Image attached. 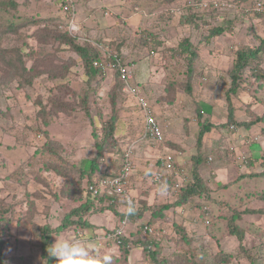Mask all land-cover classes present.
Here are the masks:
<instances>
[{"label": "rangeland", "instance_id": "1", "mask_svg": "<svg viewBox=\"0 0 264 264\" xmlns=\"http://www.w3.org/2000/svg\"><path fill=\"white\" fill-rule=\"evenodd\" d=\"M16 1L20 6L11 10L10 14L0 10L2 22L0 30L5 32L2 33L3 35L0 34V217L8 210L13 214L8 228L4 227L1 234L8 241V246L5 248L7 256L13 259L17 257V261L21 259L22 261L18 262L20 264H46L47 260L41 257L39 249L38 227L46 223L53 227L60 225L66 210L78 205L79 202L58 200L56 194L64 178L59 177V172L42 170V168L49 164H57L71 168L68 172L72 173L74 172L72 166L76 163L77 166L89 165V160L95 153L93 133L95 130L99 131L102 121L108 120L115 112L118 121L117 136L121 139L122 146L111 153V156L114 159L121 157L123 149L129 143L128 139L130 136L137 138L143 120L145 121L138 98L128 89L124 91L125 85L118 83L114 71H110L107 77L100 80L99 77L94 79L88 77L84 60L77 54L69 37L62 33L67 27L61 28L60 24L69 20V10L64 6L72 4L70 7L75 11L74 24H71V28L72 34L78 36L76 43L93 45L99 40L112 42L124 59L132 64L135 79L133 84L140 90L142 96L151 100L150 103L159 112L160 116H157L161 121H158L162 125L166 120L170 121V130L165 131V127L162 126L165 136L162 143L145 139L137 150L155 162L163 151L170 148L183 157L187 146L191 147V143L195 145L197 131L194 130L199 129L196 109L202 101L214 104V109L207 104L204 106L209 113V116L205 115V117L216 125L227 122L229 115L227 91L232 84L231 71L237 56L236 50L241 46L256 48L261 44V38H264V18L259 14H251V11H245L257 0H225L228 4H225L224 0L197 2L176 0L172 3V8L169 7L170 10L167 3L160 0H144V2L121 0L126 3L128 12L122 13L119 16L121 21L113 24L108 22L110 18L106 16L107 22L111 25L103 27L107 35L101 37L87 29L95 22L100 25L98 21L101 20L98 13L95 16H86L87 11L83 4L88 0H68L65 4L62 0ZM191 1L196 5L193 11L187 7L190 6ZM215 1L222 2L221 6H215ZM141 6L142 15L137 9ZM107 8L109 7L105 6L104 11H107ZM131 13L137 21L134 18L135 22L129 21ZM141 16L143 17L140 18ZM88 17L87 21L90 20V24L82 26L84 23L81 22ZM10 23L18 24L16 31H12L15 30V26L10 27ZM213 26H221L225 31L211 37L207 42L203 38L214 28ZM148 29L158 32L155 45H150L143 39V32H149ZM186 38H190L198 45V58L194 60L193 73L188 64L192 52H184L179 48V44ZM262 55L264 59V54ZM20 57L26 62V66L22 65ZM151 58L153 59L150 67L145 68L144 71L138 70L143 64L142 60ZM250 62L254 64V60ZM262 62L261 67L264 69V61ZM28 68L30 71H27ZM250 74L246 70L241 88L231 96L238 120L252 119L247 112L248 107L256 114H264V82L259 80L261 84L258 83L255 81L256 77ZM190 75L192 81L189 80ZM137 80H141L146 92L140 89L142 85ZM244 80L247 82L244 83ZM188 83L192 86L190 92ZM113 95H115L114 99ZM84 99L87 102L90 118L87 115L89 113L85 114L84 111L52 113L61 103L84 101ZM45 116L53 122L47 125L51 137H59L68 148L69 153L65 151L62 153L64 159H59L56 154L48 153L43 149L38 151L45 142L43 136L38 135V128L44 126ZM193 118L195 121L192 120ZM183 122L187 125L190 122L196 124L193 128L187 126L186 136L176 141L174 134L182 129ZM262 126L264 123L255 125L250 136L260 137ZM228 131L230 132L229 128L224 130L214 127L208 135L213 137L219 136L220 133L226 135ZM228 137L223 139L224 144L239 150V156L235 158L232 154H226L222 166L218 169V177L220 172L223 175L224 170L228 178L216 181V174L210 168L207 170L216 192L214 196H217L220 206L215 207L212 203H209L210 206L207 205L208 218L211 220L208 223L206 219H202L201 211L194 205L199 201V197H195L194 204L188 203L170 209L167 212L169 219L164 223L167 233L165 232L161 245L165 256L174 258L178 252L188 251L190 254L191 251L197 256L200 264H252V262L264 264V213L243 214L240 224L245 228L247 235L242 242L229 233L227 217L224 216L230 214L228 204L240 206L241 209L264 208V200L256 195L264 191V177L251 175L256 171L264 170L261 163L264 138L252 142L248 154L246 145H239L240 140H237V137L227 141ZM213 154L216 159L208 166L218 167L220 159L217 149H213ZM242 155L245 157L250 155L253 165L244 166L245 157ZM236 160L239 161L236 164L240 167L238 173L232 164L237 162ZM183 166L185 165H181ZM243 167H245L244 171H242ZM113 169L115 170L114 167L109 170ZM13 176L19 181L25 180L27 185L17 181L15 183L11 179ZM234 178H239V182L228 187ZM249 192L250 196L247 195ZM176 197H167L166 200H175ZM243 199L244 202L241 201ZM31 202H35L36 208ZM213 215L217 217L213 218ZM101 219L102 216L99 214L93 216L94 222L102 221ZM175 222L186 226L189 233H197L199 238H192V244L179 243ZM132 229L133 225H130L129 231ZM71 231L72 229L67 233L53 234L52 241L72 240ZM87 233L90 234L89 231ZM91 235H95L94 232ZM82 242L91 249L99 246L98 240L89 242L82 240ZM106 246L110 247L96 249L97 257L107 252L119 251L118 245L114 243ZM226 254L231 255L229 261L221 260ZM139 256L140 250L135 249L134 260L137 261ZM113 264L121 263L113 262Z\"/></svg>", "mask_w": 264, "mask_h": 264}, {"label": "trees", "instance_id": "2", "mask_svg": "<svg viewBox=\"0 0 264 264\" xmlns=\"http://www.w3.org/2000/svg\"><path fill=\"white\" fill-rule=\"evenodd\" d=\"M160 1L163 3H167L169 8L176 0ZM197 1L201 0H196V2ZM17 2L18 1L16 0H0V10H4L6 14H10L11 10H14L15 8H17V6H20ZM62 2L63 4H65L68 2V0H62ZM141 2H144V0H141ZM187 7L189 10L192 9L193 11L194 7ZM171 8H169V10ZM68 18L69 20H67L64 24H60L61 28L67 27L65 30H62V33L69 37V40L71 41V43H73L77 54H79V56L84 60L85 72L88 77L90 79L99 77L100 80L107 77L110 71H114V74L117 75L116 79L118 83L124 85V82L120 77L119 67H117V69H113L112 67H110L109 69L105 70L103 65H95L94 62L99 59L103 62H106L108 60V57L104 55V52L106 50V47L110 46L112 49L118 52L119 56L121 57L122 64L131 63L127 62L124 59L120 51L112 44V42L110 43L99 40L97 41V44L93 42L95 45L93 43V45L77 44L76 39L78 38V36L76 34H72V29L70 28V21L72 19H75L74 10H69ZM0 23L2 24L1 21ZM17 25V23L9 24L10 27L15 26V30L12 31H16V27H18ZM213 27L214 28L210 30L209 34L203 38L207 42L211 37L218 36L225 31V29L221 26ZM148 30L149 32H143L144 38H142L146 43L155 45L156 38H158L156 33L158 32H153L150 29ZM2 33L3 32L0 30L1 35L5 34V32L3 34ZM88 41L92 42L91 40ZM179 46V48H181L184 52H192V58L190 59L188 64L190 71L193 73V71H195L194 60L196 61V59L198 58V45L194 44V42L190 38H186L184 42L179 44ZM236 51L237 56L234 61L233 69L231 71L232 84L227 91V102L229 104V115L227 122L223 123L222 125H216L214 122L210 121L208 117H205V115L209 113H207L204 106H206V104L209 106L212 105H210L206 101L201 102L200 106L196 109L197 122L199 124V130L197 133L195 144L197 152L191 156L189 170L187 169L188 179L182 183L178 192H176L177 197L175 200H168L166 202L155 203L152 205H147V203L144 202L143 205H140L134 198L136 202L135 211L131 215H128L131 219V224L133 225V229L131 230L133 232H131V235L129 237H124L123 244L119 246L118 252L105 254L112 256V264L113 262H119L121 264H200L196 258L197 256L193 255V252L191 251L190 254L188 253V251L178 252L175 254L174 258L165 256L163 254V248H161V245H163L162 239L165 238V234L167 233V227L164 225V223L169 219L167 212L170 209L182 207L187 205L188 203L194 204L195 197H199V201H195L197 203H195L194 205L197 206V208L201 211L200 215L202 219L208 218L207 214H209V210L207 205L210 206L209 203H212L215 207L220 206V201L217 199V196H214L215 191L211 176L203 175L202 173L203 165H206L209 161H211L208 160V153L205 143L206 136L210 133V131L214 127L222 128L224 130L229 128L232 131H235L238 128L251 129L255 125L264 123V114H256L253 112V110H250L249 107L247 109V112L252 116V119L250 120V118H246L243 120H238L236 116V109L231 98L232 94L238 92L241 88V85L243 84V75L246 70L251 73L250 75L252 77H256L255 81H257L258 83H260L259 80H261V82H264V69L261 67L263 63L262 60L264 61V59H262V54H264V38H261V44L256 48L241 46ZM251 59L254 60L253 65L250 64V61H252ZM19 60L21 61L23 66H26V62H24L22 57H20ZM27 71H30L29 68ZM189 80L192 81V75H190ZM245 82L247 81L244 80V83ZM191 87V84L188 83L189 92L191 91ZM112 98L114 99L115 95H113ZM73 102L69 101V103H61L58 107H55L53 109L52 113H64L70 110L84 111L85 114L89 113L87 115L90 118V112L87 106L86 99H84V101ZM112 114L113 115L108 120L102 121L101 129L99 131L95 130L93 133L95 153L89 160V165L87 164V166H77L78 164L76 163L72 166L74 171L72 173L68 172L71 168H64L63 166H59L57 164H49L47 167L41 166L43 167L42 170H52L56 171L57 173L59 172V177H61V179L64 178V181L62 182L63 184L60 186L59 192L56 194V198H58V200L67 199L72 202H79L78 205H74L70 207V209L66 210L65 216L62 219L60 225L53 227L49 223H46L45 225H41L40 227H38L39 249L41 252V257L46 260L48 258L47 247H50L53 243V234H60L62 232L67 233L72 229V235H75L74 238L72 237V240H87L89 238L87 234L88 229L95 228L94 223L91 222V216L93 214L103 213L106 210H113L114 212L118 213L120 219L125 215L124 212L119 211L118 208L123 204L121 198L117 197L115 199V197L109 193H95L90 188V185H95L102 178L115 175L120 170L122 165V157L124 151L121 154V157H118L116 159L111 156V153L116 152V150L119 149L120 145L122 146V144H120L121 139L117 136V113L115 112ZM101 115L102 114L100 113L99 116ZM43 124L44 126H41L40 129L38 128V135L43 136L45 142L42 143V146L38 148V151L39 149H43L48 153L56 154L59 159H64L62 157V153H64L63 151L69 153L67 146L62 139H59V137H51L52 134L47 128L50 124H53V122H51V120L46 117ZM261 133L264 135V126H262ZM225 149L235 157L233 148L230 149L228 146H226ZM262 158L263 159L261 163L264 166V154L262 155ZM250 165H253V161H250ZM113 167L115 168V170L113 169L114 171L111 172L109 169ZM75 173H77V175ZM251 175L264 177V170L256 171ZM11 179L15 181V183L17 181L18 183L27 185V182L25 183V180L19 181V179L15 178L14 176L11 177ZM168 181L171 182L172 179L168 178ZM233 183L234 180H232L229 185L228 183H226L225 186L228 185L229 187ZM157 190H159L160 192L162 191L160 188H157ZM168 195L169 194H167L166 196ZM247 195L250 196V192ZM256 195L259 197V199L264 200V191L260 194L257 193ZM113 199H115L114 202H112ZM241 201L244 202L245 200L243 199ZM31 204L36 208L35 202H31ZM228 208L230 209V214H224V212H222V214L227 217L226 219L229 233L231 235H235L238 240L242 242L245 240V237L247 235L245 228L242 226V224H240V220L242 219L243 214L264 213V208L251 209L249 207H246L244 209H241L240 206H231L230 204H228ZM6 211L7 210H5V212ZM12 217L13 214L11 213V210H8L6 214L0 217V264H12L14 262L18 263L19 260H21L18 259L17 261V257H14L16 259H13L12 257L6 255L5 248L8 246V241L5 240L1 234V231L4 227L8 228L9 223L13 219ZM215 217L217 216L213 215V218ZM210 221L211 220L209 219L208 222ZM145 224L155 227L154 235L146 234L144 232ZM175 228V230L177 231L176 233L178 235L179 243L182 242L188 245L190 243L192 244V238H199L197 233H189L186 226L180 223L175 222ZM164 230H166V233H164ZM77 231H81L83 234L76 235ZM93 232L94 234H96V230H93ZM156 236L159 237L157 238ZM92 238L93 237H91V239ZM135 249H139L141 251L140 256L137 258V261H135V258L133 257V251ZM230 258L231 255L226 254L223 258H221V260L229 261ZM46 264H53V262L47 261Z\"/></svg>", "mask_w": 264, "mask_h": 264}, {"label": "crops", "instance_id": "3", "mask_svg": "<svg viewBox=\"0 0 264 264\" xmlns=\"http://www.w3.org/2000/svg\"><path fill=\"white\" fill-rule=\"evenodd\" d=\"M100 1L101 2L96 1V0H88V2L86 4H83V7L86 8V11H87L86 12V16L91 17L93 15L95 16V14L98 13L99 17L101 18V20L98 21L100 23V25H98L97 22H95V23H92L90 27H87V29L89 31H92L93 33L92 32H90V33H92L94 35H100L101 37L102 36L105 37L107 34H105V29H103V27L104 26L105 27L110 26L111 24H113V23H115L117 21L120 22L121 18L119 16L122 13H124L125 11L128 12V10L126 8V3L121 2V0H100ZM105 6L109 7V8H107L108 9L107 11L106 10L104 11ZM83 7H82V11L84 12ZM137 9H138L139 12H141L140 14L142 15L143 14V10H142L143 7L141 6V8L139 7ZM106 16H108L110 18L108 22H110L111 24H109L107 22ZM133 16H134L133 14H132V16H130L129 21L130 20H132V21L136 20L135 17H133ZM89 17L86 20H83L81 22V23H84L82 26H84V25H86L88 23L90 24V20L87 21L89 19ZM142 17L143 16H141L140 18H142ZM133 18H134V20H133ZM160 19H163V18H160ZM143 23H145V22L143 21ZM86 26H88V25H86ZM154 26H156V25H154ZM89 31H87V32L89 33ZM152 59L153 58L147 59V60H142L143 64L140 63L141 65H140L138 70L144 71L145 68L150 67L152 65ZM137 81H138V83L140 85H142L141 88L143 89V91L146 92L145 88H144V85L141 84V80H137ZM148 97H149V95H148ZM208 103L210 105H212L213 109H214V104L212 102H208ZM151 106H152V103H151ZM152 110L156 114V117H158L157 115H159V112H157L153 106H152ZM143 115H144V113H143ZM207 115L209 116V114H207ZM143 118H145V116ZM158 120H160V118ZM192 120L195 121L194 118ZM195 124L190 122V124L187 125V124H185V122H183L182 129L180 128V130H178V133L174 134V139L176 141H179V139H181L182 136H186V133H187L186 132V127L188 126V127L193 128ZM162 126H163V128L165 127V131H168V130L171 129L170 121H168V120H166V122H164V124ZM254 127H252L251 129L238 128L235 131L234 130L233 131L230 130V132L228 131L227 133H225L226 135H224L222 133H220L219 136L215 135L214 137L207 135L206 139H205V143H206V149H207V153H208V160H211L208 163L210 165L211 162H213L216 159V156L213 154V149H217L218 155H219V159H220V166H218V167L217 166L209 167L208 163L206 165H203V168H202L203 175H207V170H209V168H210V170H213V173L216 174L215 175L216 181H220V179L228 178V175H226L224 173V170H223V175L220 172V177H218V169H219V167L222 166V164H223L222 161H224L223 159H225L226 154L231 155V153L225 149L226 145L224 144V140L223 139L225 137L229 136L226 140L227 141H229V140L231 141V140H233V139H235L237 137V140H240L238 142L239 145L245 144L246 145V149H247V153L250 154V146H252V142L258 141V140L264 138V135L262 133H261L262 137L261 136L260 137H256L255 136L256 138L255 137L252 138L250 136V132L252 131V129ZM198 130L199 129L194 130V131H197V133H198ZM191 131L193 132V130H191ZM192 132H191V134H192ZM234 135H235V137H232ZM189 137H190V135H189ZM145 139H150V138L148 136H145V121L143 120L142 129L139 130V135L137 136V138H132L130 136V138L128 139L130 144L128 143L125 146V148L128 147V146L132 147L133 154H134V162H135V168H134V172L132 174L131 183H130L131 184V188H130L131 191L130 192H131L132 196H134V198L137 200V202L140 205H143L144 202H146L147 205H152V204H155V203L166 202V201H168V200H166V198L167 197H171V196H166L167 195L166 193H164V192L162 193L159 190H157V188L154 186V184H153V182L151 180V177H152L154 171L157 168L158 162H155V160H153L151 158L145 157L144 154L140 150H139V152L137 151L138 148H139L140 143L143 142V140H145ZM250 140H252V141L250 142ZM152 141L154 142V140H152ZM190 145H191V147L187 146L185 155L183 157H181L180 154H178L176 150H173L171 148H170V150L163 151L161 154L163 155L164 153H167V152L173 153L176 156L177 162H178V164L180 166L184 164L185 166H183V167L189 168L191 156L197 152L196 145L193 146L192 143ZM229 148L230 149L231 148L234 149L235 157L239 156L238 155L239 150H237L233 146H230ZM251 149H252V147H251ZM242 151H244V150H242ZM254 155H256V153ZM261 155H263V154H261ZM242 157H245V156L242 155ZM252 159H254L253 156H252ZM236 161L237 162H235V163L232 162V161L231 162H232L233 166H235V168L237 169V173H238V172H240V167H239V165L236 164L239 161L238 160H236ZM243 162H244V164H243L244 166H246V165L250 166V155L248 157H245ZM244 168L245 167L242 168V171H244ZM112 171H114V170H112ZM233 180H234V183H238L239 182V179H237V178H234ZM232 185H230V186H232ZM214 193L216 194V192H214ZM121 208H123V206ZM121 208H120L119 211L122 210ZM95 214L101 215L102 216V219H101L102 221L94 222L93 221V216H95ZM95 214H93L91 216V222L94 223L95 228L88 229L90 234L93 233V230L94 231L96 230V235L95 236H97L98 234H100V233H102V232H104V231H106L108 229L114 228L115 226L118 225V223L120 221V217H119L118 213L114 212L113 210H106L103 213H95ZM107 219H108V222H107ZM100 222H102L103 224L100 223ZM117 250H115V251H117ZM140 253H141V251H140ZM98 257H100V256H98Z\"/></svg>", "mask_w": 264, "mask_h": 264}, {"label": "built area", "instance_id": "4", "mask_svg": "<svg viewBox=\"0 0 264 264\" xmlns=\"http://www.w3.org/2000/svg\"><path fill=\"white\" fill-rule=\"evenodd\" d=\"M189 3L191 7H195V5H193V1ZM221 3L222 2L218 3L217 1H215V6H221ZM224 3L228 4V2L225 0ZM70 6L71 5H65V9L73 10ZM245 11H251V14H259L264 18V0H257L253 4V6H251V8H246ZM70 22L71 28V24H74V20L72 19ZM104 55L108 57V60L106 62H103L99 59L95 61L94 64L103 65L105 70L109 69L110 67H112L113 69H117V67H119L120 77L125 85L124 91L128 89L130 93L136 95L141 105V109L145 116V136H148L155 142L162 143L165 139L162 125L158 121L156 114L153 112L151 103L148 98L142 96L140 94V90L137 89L133 84L134 78L131 67L132 64H122L121 57L119 56L118 52L112 49L110 46L106 47ZM140 89L142 90L141 87ZM123 151L124 153L120 170L115 175L102 178L95 185H90V188L95 193H109L113 195L115 199L117 197L121 198L123 204L118 208L120 210V208L123 206V208H121V211L125 212L128 200H131L134 203V206L136 204L134 196H132L130 192V183L135 168V162L133 149L131 146L124 148ZM156 162H158L157 168L151 177L154 186H156V188H160L162 190L161 192L169 194L168 196H176V192H178L182 183L188 179L187 168L181 167L177 162L176 156L170 152L164 153L163 155L159 156ZM168 178H171L172 181L169 182ZM115 199H113L112 202H114ZM208 221L209 218L206 219L207 223ZM130 225H132L130 217L128 215H124L123 218L120 219L117 226L110 229L109 231L100 233L94 239L99 241V247L108 248L109 246L106 245H109L111 243L120 246L121 244H123L124 237H129L131 235V231H129ZM144 232L146 234L154 235L155 227L145 224ZM165 232L166 230H164V233ZM78 234L81 235L83 233L81 231H77L76 235Z\"/></svg>", "mask_w": 264, "mask_h": 264}, {"label": "clouds", "instance_id": "5", "mask_svg": "<svg viewBox=\"0 0 264 264\" xmlns=\"http://www.w3.org/2000/svg\"><path fill=\"white\" fill-rule=\"evenodd\" d=\"M134 211V203L131 200H128L124 214L131 215ZM109 230L110 229L106 231ZM95 235L92 236L91 234H88L89 238L85 241L89 242L90 240H95ZM91 237L93 238L91 239ZM97 248L105 247L98 246L96 248L91 249L86 243L82 242L79 239L54 241L50 247H47V261H52L53 264H112V256L104 255L102 257H97L95 255ZM107 253L116 252L112 251Z\"/></svg>", "mask_w": 264, "mask_h": 264}]
</instances>
